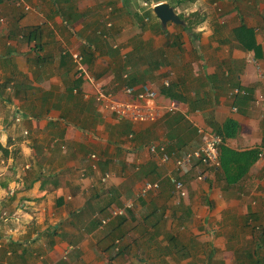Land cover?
I'll return each mask as SVG.
<instances>
[{"label": "crops", "instance_id": "obj_1", "mask_svg": "<svg viewBox=\"0 0 264 264\" xmlns=\"http://www.w3.org/2000/svg\"><path fill=\"white\" fill-rule=\"evenodd\" d=\"M144 1L0 0V167H9L0 174V264H163L177 235L188 250L180 264H232L224 232L263 224L264 160L234 185L220 169L193 160L176 171L174 160L200 146L198 127L218 134L228 120L239 128L220 135L224 147H264V0L159 1L190 15L186 28L161 25L158 3ZM77 53L118 99L148 84L177 110L151 124L117 122L84 98L94 88L75 74ZM151 143L166 145L165 165ZM171 171L186 189L178 204ZM157 180L156 195L135 198Z\"/></svg>", "mask_w": 264, "mask_h": 264}, {"label": "built area", "instance_id": "obj_2", "mask_svg": "<svg viewBox=\"0 0 264 264\" xmlns=\"http://www.w3.org/2000/svg\"><path fill=\"white\" fill-rule=\"evenodd\" d=\"M23 3V0H18ZM217 6L216 4H214ZM24 9L28 8L24 6ZM106 27L110 29L112 27L110 22H106ZM115 45V44H114ZM118 46L115 45L114 48ZM73 63L75 66V74L78 78L83 79L90 84L94 91L93 93H85L84 98L92 100L100 110L105 114L112 116L117 122H130L134 125L151 124L162 115V110H169L171 112L177 110L176 104H171L168 108L162 107L158 103L159 94L148 84L140 85V90L136 91L133 87H124L123 93L127 99H118L117 96L101 84H98L95 77H93L84 66V58L81 54H72ZM164 86H168L165 83ZM236 94L244 92L240 90H234ZM167 110V111H168ZM197 134L200 137V146L186 153L181 158H175L174 166L176 171H180L182 168L189 167L193 160H197L205 167H211L213 169H219L220 167V148L224 146L223 138L216 133L208 130L207 128L198 127ZM133 137V134L129 135V139ZM147 150L150 156L158 164V166L165 165L168 162V155L166 145L151 143L148 145ZM174 156V154H172ZM92 159L94 156L91 157ZM258 159L264 160V147L258 149ZM109 175H105L103 181ZM167 181L171 186L172 194L176 200V204L180 200L186 197V189L181 177L176 176L172 171L166 175ZM201 179V176H198ZM160 189V181H144L141 188L135 195L136 199H147L150 195H156ZM133 207L132 201H128L124 204L123 208H114L110 212V217L101 220V224L105 225L111 218L123 216L126 209ZM55 264V263H52Z\"/></svg>", "mask_w": 264, "mask_h": 264}, {"label": "rangeland", "instance_id": "obj_3", "mask_svg": "<svg viewBox=\"0 0 264 264\" xmlns=\"http://www.w3.org/2000/svg\"><path fill=\"white\" fill-rule=\"evenodd\" d=\"M151 3H155L154 1H150ZM217 3V2H215ZM218 5V4H216ZM217 7V6H216ZM187 13L181 12V15L188 20L189 16L186 15ZM1 149V147H0ZM1 164V163H0ZM9 167L3 168L0 167V174L3 176H8V170ZM1 201V197H0ZM252 224H244L242 226H234L232 228L227 229L224 233L227 234L231 239L229 240L231 243V246H233V252L234 257L233 259L230 258V262L232 264H253L250 263V257L252 256V252L258 251V257H261V259H264V221L263 224L257 223V221L252 220ZM7 222V220H5ZM255 222L257 224H255ZM187 228V226H184ZM253 238H255V243H252ZM184 240V237H177L173 239H169L168 244L169 247H166L165 250H163L167 256L169 254V257L164 259L163 264H180L178 260L186 259L188 256L186 252L188 251L186 247L182 244ZM255 244H258L259 248L255 246L254 250L253 247ZM195 251L199 252L198 245H195ZM197 253V252H196ZM178 259V260H177ZM214 264H226L225 260H221L215 257ZM203 259H199L198 262H202ZM220 262V263H218Z\"/></svg>", "mask_w": 264, "mask_h": 264}, {"label": "trees", "instance_id": "obj_4", "mask_svg": "<svg viewBox=\"0 0 264 264\" xmlns=\"http://www.w3.org/2000/svg\"><path fill=\"white\" fill-rule=\"evenodd\" d=\"M150 1H154L155 3H159L161 0H145L144 2L150 4ZM180 1V0H179ZM187 2H192V0H183ZM182 2V0H181ZM179 18L184 21L185 27L191 26L193 23H188L182 15H179ZM250 28L240 29V34H247L245 38L250 40L252 35L250 33ZM240 34L238 38H240ZM238 124L232 120L226 121L221 128L217 130V133L223 136L224 139L233 136L236 133L239 126ZM1 147V146H0ZM258 160V149L237 152L231 150L227 147L222 146L220 148V167L219 169L222 171L224 175V179L229 185H234L239 183L248 173L250 167ZM256 245V244H255ZM257 248L259 246L257 245ZM210 259V258H209ZM250 263L253 264H264V259L258 257V252H255V256L250 257Z\"/></svg>", "mask_w": 264, "mask_h": 264}, {"label": "water", "instance_id": "obj_5", "mask_svg": "<svg viewBox=\"0 0 264 264\" xmlns=\"http://www.w3.org/2000/svg\"><path fill=\"white\" fill-rule=\"evenodd\" d=\"M153 12L163 26L169 22L176 24L182 23L181 19L175 14L173 8L168 3L156 4L153 6Z\"/></svg>", "mask_w": 264, "mask_h": 264}, {"label": "clouds", "instance_id": "obj_6", "mask_svg": "<svg viewBox=\"0 0 264 264\" xmlns=\"http://www.w3.org/2000/svg\"><path fill=\"white\" fill-rule=\"evenodd\" d=\"M159 4V3H158Z\"/></svg>", "mask_w": 264, "mask_h": 264}]
</instances>
